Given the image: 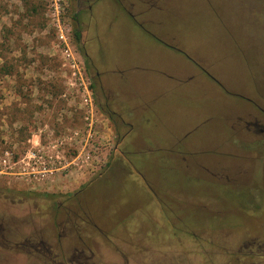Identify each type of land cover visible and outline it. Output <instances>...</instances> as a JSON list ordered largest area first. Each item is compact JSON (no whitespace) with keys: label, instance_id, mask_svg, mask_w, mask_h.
Returning <instances> with one entry per match:
<instances>
[{"label":"rangeland","instance_id":"1","mask_svg":"<svg viewBox=\"0 0 264 264\" xmlns=\"http://www.w3.org/2000/svg\"><path fill=\"white\" fill-rule=\"evenodd\" d=\"M162 4L0 0V264H264V0Z\"/></svg>","mask_w":264,"mask_h":264},{"label":"crops","instance_id":"2","mask_svg":"<svg viewBox=\"0 0 264 264\" xmlns=\"http://www.w3.org/2000/svg\"><path fill=\"white\" fill-rule=\"evenodd\" d=\"M164 6H165V0H163V4H162V7H160V8H158V9H155L154 11H152V7L148 10V11H146V13H148V14H150L151 12H152V37H153V39H155V40H157V41H159L160 43H162V44H164L166 47H170V48H172V49H174L175 51H178L183 57H185V58H187L190 62H192V63H194V65L196 66V67H198V69L201 67L202 68V65H206V66H208L204 61L202 62V59H200L199 57H197L196 56V54L195 53H193L190 49H189V47H188V45L184 42V41H179V40H176V38L175 37H169V36H167V33H169L168 32V29H166V31H165V29L162 27V26H164L161 22H159L158 21V17H156V16H154L153 14H154V12L155 13H160V12H163L164 10H163V8H164ZM144 12V11H143ZM131 18V17H130ZM131 19H133L134 20V18H131ZM140 19V17H138L136 20H139ZM142 22V24H144V25H148L149 24V22L147 21V20H142L141 21ZM162 25V26H161ZM156 26H160V29H156L155 27ZM166 27V26H165ZM167 28V27H166ZM167 41H174V42H176V43H181V44H183V45H185V46H187V48L191 51V53H192V55H190L189 53H185L184 51H181V50H179V49H176V48H174V47H172L170 44H168V43H166ZM91 56V55H90ZM91 58H92V56H91ZM92 62L93 63H95V65L99 68V66H98V64L96 63V62H94L93 61V59H92ZM205 68V67H204ZM203 70V69H202ZM99 73H101L100 71H98ZM207 71H205V69H204V73L206 74V76L207 77H209V79L210 80H212V81H216V82H218L216 79H215V77H212V76H210V75H208L207 73H206ZM193 73V72H192ZM102 77V76H101ZM112 87V86H111ZM112 89H113V87H112ZM113 94H114V96L112 97V99L110 100V102H113V104H114V106H112L111 105V103H110V105L113 107V109H115V101L117 100V96H116V92H115V89L113 90ZM118 109H119V107H118ZM114 111H116L117 112V110L115 109ZM196 116V113L194 112L193 114H188V118H189V120H191V119H193L194 117ZM127 117H130V116H127ZM128 123V122H127ZM129 125L131 124V123H128ZM140 139L141 138H138V141H140ZM142 140V139H141ZM131 141V142H130ZM132 140H131V137H130V129L129 130H127L126 132H125V134H123V136H122V140H121V145H122V147H123V149L121 150V152L126 148V146H129V145H132ZM140 170L142 171V173L141 174H139V178L140 179H148L149 180V184H150V186H151V188H152V180L153 179H151L150 178V176L149 177H147L146 176V174H148V173H146V170H145V168H140ZM142 174H143V176H142ZM146 178H145V177ZM144 182V181H143ZM149 184H144L145 185V187L147 188L148 187V185ZM95 186V184H93V188H91L90 189V192H89V194H86V196H95V195H97L98 194V192L101 190V188H97V187H94ZM149 188V187H148ZM147 188V189H148Z\"/></svg>","mask_w":264,"mask_h":264},{"label":"flooded vegetation","instance_id":"3","mask_svg":"<svg viewBox=\"0 0 264 264\" xmlns=\"http://www.w3.org/2000/svg\"><path fill=\"white\" fill-rule=\"evenodd\" d=\"M90 7H91V4L88 5L86 11H88V10L90 9ZM82 9H83V8H80V9L76 12V14H75V16H74V17H75V20H76V22H77V24H79V16H78V15H79V13H80L81 11H83ZM86 11H84V12H86ZM77 31H79V28L77 29ZM79 32H80V31H79ZM80 35H81V34H80ZM79 41H80V39H79ZM81 51L83 52L84 60H85L86 62H88V63L92 62V58H91L90 55H88L87 50L84 51V49L81 48ZM92 63H93V62H92ZM97 73L99 74V72H97ZM109 118H110V115H109ZM253 125H254L255 127H257L259 131H263V132H264V128H263L262 126L258 125L257 122H254ZM0 230H1V229H0ZM40 242H41V241H36V242H31V241H26V242H25V241H24V242H11V241H9V242L5 243L4 246H5L6 248H12L13 250L23 251V250H25V246L29 245V246L31 247V249H35L36 252H38V253H40L41 255L44 256L43 250L40 249ZM37 245H38V247H37ZM26 250L31 251V250H29V248L26 249ZM49 254H50V252H49ZM56 259H57V258L53 257L52 255H50L49 258H46L48 264L54 263V262L56 261Z\"/></svg>","mask_w":264,"mask_h":264},{"label":"built area","instance_id":"4","mask_svg":"<svg viewBox=\"0 0 264 264\" xmlns=\"http://www.w3.org/2000/svg\"><path fill=\"white\" fill-rule=\"evenodd\" d=\"M92 117V115H87V116H85V119L86 120H90V122H89V125H91V118ZM89 132H90V130H88ZM88 132V133H89ZM76 133H77V131H75L74 132V135H76ZM34 141V140H33ZM45 155V152H44V146H43V144L38 140V141H36V144L34 145V146H32V148H31V150L29 151H27V155L25 156V157H27V159H29V160H27V162H26V164L29 166L31 163L32 164H37V163H39V164H45V161H46V156H44ZM6 156H9V151H6L5 152V156L2 158V163L4 164V166L5 167H7V168H13V166L16 164V162H14V161H12L11 162V160L10 159H7L6 158ZM56 157H58V155L56 156ZM76 159V158H75ZM31 160H32V162H31ZM74 161V160H73ZM70 162H72V160L70 161ZM69 162V163H70ZM32 167V166H31ZM32 168H34V167H32ZM60 167H58L57 169H59ZM34 171V170H33ZM42 171H44V170H42ZM34 172H40V171H38V170H35ZM33 173V172H32ZM38 178V177H37Z\"/></svg>","mask_w":264,"mask_h":264},{"label":"trees","instance_id":"5","mask_svg":"<svg viewBox=\"0 0 264 264\" xmlns=\"http://www.w3.org/2000/svg\"><path fill=\"white\" fill-rule=\"evenodd\" d=\"M74 37L76 40H79L80 39V32L77 30H74ZM110 116H112V114H110Z\"/></svg>","mask_w":264,"mask_h":264}]
</instances>
